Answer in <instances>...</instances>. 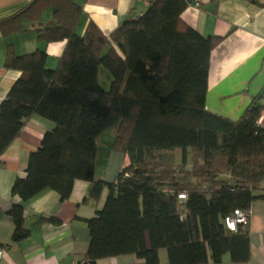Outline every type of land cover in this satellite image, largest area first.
<instances>
[{
	"label": "trees",
	"instance_id": "1",
	"mask_svg": "<svg viewBox=\"0 0 264 264\" xmlns=\"http://www.w3.org/2000/svg\"><path fill=\"white\" fill-rule=\"evenodd\" d=\"M186 6L156 0L108 36L91 22L78 34L82 10L70 0H31L0 21L4 36L21 33L23 21L38 23L50 10V23L34 29L37 41L65 42L53 69L44 50L18 56L7 48L4 68L20 75L0 102V158L38 116L51 128L11 196L26 202L49 189L64 202L83 181L89 185L83 203L96 208L107 191L102 208L84 221V264L124 255L134 264H159L160 250L167 264H219L225 254L234 264L250 259L248 228L231 232L224 222L262 197L264 127L257 121L264 107L257 97L236 121L207 110L210 56L221 38L186 25ZM109 131L110 150L129 159L111 183L95 179L99 140ZM188 150L198 151L202 163L188 168ZM7 215L11 241L26 239L23 207L12 203Z\"/></svg>",
	"mask_w": 264,
	"mask_h": 264
},
{
	"label": "crops",
	"instance_id": "2",
	"mask_svg": "<svg viewBox=\"0 0 264 264\" xmlns=\"http://www.w3.org/2000/svg\"><path fill=\"white\" fill-rule=\"evenodd\" d=\"M31 0H0V21L23 10ZM82 10L76 32L82 34L87 23H93L108 36L124 21L147 10L141 0H70ZM187 6L181 15L183 22L203 37H218L220 42L210 56L207 81L206 108L211 113L236 121L260 97L264 107V0H185ZM48 12L50 15L45 16ZM51 21V11L43 13L38 23L23 21L25 32L4 36L0 31V102L6 96L19 72L4 68L9 46L16 55L44 50L47 67L53 69L61 56L65 42L44 45L37 41L35 27ZM264 127V110L259 117ZM51 128L44 119L33 116L17 139L0 158V264H84L89 244L85 220L94 217L102 208L107 191H103L96 208L83 203L89 185L76 181L69 198L60 202L56 192L45 189L26 202L12 197L10 187L18 178H25L30 153L39 146L43 134ZM113 134L100 155L101 140L96 158L95 179L111 183L119 170L129 165L127 155L110 150ZM179 150L173 152L175 155ZM189 150L187 151V153ZM101 161L102 169H97ZM258 196L250 204L248 233L250 259L247 264H264V183ZM23 207L25 227L29 236L12 242L13 225L7 215L11 204ZM43 218H53L52 223ZM139 263L134 256L124 255L100 259L96 264ZM159 264H167L165 250L159 251ZM214 264V263H211ZM219 264H234L225 254Z\"/></svg>",
	"mask_w": 264,
	"mask_h": 264
},
{
	"label": "built area",
	"instance_id": "3",
	"mask_svg": "<svg viewBox=\"0 0 264 264\" xmlns=\"http://www.w3.org/2000/svg\"><path fill=\"white\" fill-rule=\"evenodd\" d=\"M143 4L148 8L154 4L156 0H141ZM257 124H261V119H258ZM186 196L184 194H179L178 199L184 201ZM250 218V209L247 210H235L233 214L225 219V227L231 232L237 231L238 227L243 229L247 228ZM2 257V250H0V260Z\"/></svg>",
	"mask_w": 264,
	"mask_h": 264
},
{
	"label": "rangeland",
	"instance_id": "4",
	"mask_svg": "<svg viewBox=\"0 0 264 264\" xmlns=\"http://www.w3.org/2000/svg\"><path fill=\"white\" fill-rule=\"evenodd\" d=\"M47 15H50V12H48L45 16H47ZM110 134H113V132L109 131V132L105 133L102 136V140L100 141L101 142V144H100V146H101L100 155H101V153H103L102 156H104L105 152L103 150L107 146L106 142L108 141ZM174 157H175V163L177 165H180L182 163V154H181V152L178 151L174 155ZM200 163H202V155L196 150H189V152L187 153V156H186V164H187L188 168H191L193 166H197ZM97 169L98 170L102 169L101 161L98 162Z\"/></svg>",
	"mask_w": 264,
	"mask_h": 264
}]
</instances>
